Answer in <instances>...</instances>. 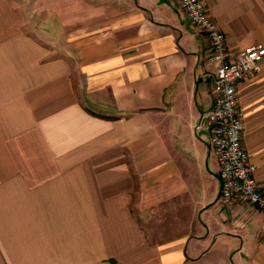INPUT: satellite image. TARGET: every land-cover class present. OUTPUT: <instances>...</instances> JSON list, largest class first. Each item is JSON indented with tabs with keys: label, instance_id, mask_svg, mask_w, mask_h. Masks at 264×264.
I'll use <instances>...</instances> for the list:
<instances>
[{
	"label": "crops",
	"instance_id": "1",
	"mask_svg": "<svg viewBox=\"0 0 264 264\" xmlns=\"http://www.w3.org/2000/svg\"><path fill=\"white\" fill-rule=\"evenodd\" d=\"M228 47L264 0H202ZM205 34L177 0H0V264H264V214L219 199ZM264 192V62L237 85Z\"/></svg>",
	"mask_w": 264,
	"mask_h": 264
},
{
	"label": "built area",
	"instance_id": "2",
	"mask_svg": "<svg viewBox=\"0 0 264 264\" xmlns=\"http://www.w3.org/2000/svg\"><path fill=\"white\" fill-rule=\"evenodd\" d=\"M177 1L191 25L207 37L213 62L207 76L216 97L203 117L209 124L210 148L218 162L219 199L228 206L244 203L257 207L264 214V192L254 178L256 166L242 143L244 114L237 94L241 80L259 73L264 62V45L253 44L233 52L202 0Z\"/></svg>",
	"mask_w": 264,
	"mask_h": 264
}]
</instances>
